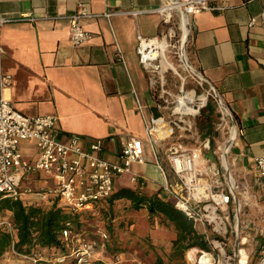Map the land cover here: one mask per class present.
Masks as SVG:
<instances>
[{
  "label": "crops",
  "instance_id": "crops-1",
  "mask_svg": "<svg viewBox=\"0 0 264 264\" xmlns=\"http://www.w3.org/2000/svg\"><path fill=\"white\" fill-rule=\"evenodd\" d=\"M163 3L164 0H0V16L28 17L0 27L2 68L13 78L10 87L0 86V98L10 100L17 110L29 116L57 117L60 139L77 134L86 146L92 140L103 139V155L114 162L119 161L127 138H140L148 165L133 163L132 169L137 173L149 170L151 163H156L148 140V121L152 116L167 117L168 113L158 106V91L140 63L137 45L140 35L152 37L164 31L166 25L155 10ZM209 3L225 8L203 10L192 16L188 55L244 131L228 157L237 189L230 201H237L242 207V201L247 200V204L250 198L251 205H259L264 200V187L255 159L264 156V22L249 25V21L264 11V0ZM80 4L86 5L91 13L81 23L92 38L82 46H75L64 16ZM167 78L170 89L177 92L179 78L172 72ZM218 121V110L210 103L194 118L198 133L195 145L209 140L210 148L203 149L202 154L212 165L221 167L218 149L223 135L216 130ZM21 150L30 161L38 153L33 142H22ZM160 157L168 180L176 182L162 152ZM123 176L116 179V187L123 185ZM142 176L146 179L143 192H165V181L162 184ZM48 180L38 173L34 188L48 186ZM241 188L245 189L243 199L237 195ZM229 210L231 214L230 202ZM259 210L260 207L254 208L252 218L259 216ZM254 218L249 223L255 224ZM256 230L257 237H261L255 247L246 249L254 260L264 243V228L259 226ZM232 233L227 235L228 239ZM245 240L247 235L243 237Z\"/></svg>",
  "mask_w": 264,
  "mask_h": 264
},
{
  "label": "built area",
  "instance_id": "built-area-1",
  "mask_svg": "<svg viewBox=\"0 0 264 264\" xmlns=\"http://www.w3.org/2000/svg\"><path fill=\"white\" fill-rule=\"evenodd\" d=\"M209 1L164 0L163 5L155 9L166 25L164 31L152 37L140 35L137 53L141 65L150 75L151 85L158 91V106L168 113L167 117L152 116L147 124L154 162L165 177L163 189L177 208L193 218L196 225L205 227L204 233L212 243L207 227L221 239L227 238L231 232L238 234L231 223L229 210L230 198L237 190L229 183L225 161L244 131L232 118L230 109L214 86L189 59L188 39L192 29V16L203 10L225 8L224 5H210ZM90 15L87 6L80 4L74 12L64 16L69 22L70 37L75 46H82L92 38V33L81 23L82 18ZM25 19L28 17L0 16V27L8 22ZM259 21L264 22V11L252 17L249 25ZM170 72L180 80L177 92L169 87L167 75ZM184 72L188 73L187 76ZM187 77L196 84L194 87L186 86ZM12 81V76L4 72L0 58V86L8 88ZM192 90L195 91V96L189 103L192 110L180 108V98ZM209 103H213L219 113L216 130L223 135L218 149L221 167L212 165L202 154L203 149L210 148L209 140L195 145L198 133L194 118L201 115ZM57 121V117L52 115H26L17 110L10 100L0 98V197L8 196L18 200L28 199L25 197L33 195L43 199L45 203H57L67 210L95 213L106 205L119 176L130 174V181L140 189L144 188L146 179L132 169L133 163H146L145 145L140 138H127L119 161L114 162L103 155V139L92 140L87 146L77 134H71L65 140L60 139ZM25 141L33 142L37 147L38 153L33 161L25 158L21 150V144ZM161 152L177 178L174 183L167 178ZM255 163L264 187V156L257 157ZM32 173H41L47 179H52V183L20 190L22 180ZM225 184L229 185L228 189ZM1 223L9 231L12 230L9 220ZM98 234L103 240L109 238V233L103 229H99ZM80 235L68 222L62 231V238L69 254L58 255L55 259L58 263H65L70 257H74L75 264H95L91 250L94 242H87L80 237L79 245L71 244ZM249 258L248 256L245 264H264V243L258 250L257 258L253 261Z\"/></svg>",
  "mask_w": 264,
  "mask_h": 264
},
{
  "label": "rangeland",
  "instance_id": "rangeland-1",
  "mask_svg": "<svg viewBox=\"0 0 264 264\" xmlns=\"http://www.w3.org/2000/svg\"><path fill=\"white\" fill-rule=\"evenodd\" d=\"M184 74L188 73L184 72ZM195 85L196 84L192 81V79H190V82L186 86L194 87ZM208 155L210 157L213 156L211 153H208ZM143 165H148V163L146 162ZM139 173L141 175H144L145 177L151 178L152 180H157L158 183L163 184V182L165 181L161 170L156 164L153 163H151V168L149 170L141 171ZM36 175H38V173H32L25 177L22 180L19 189H34L33 183L34 177ZM48 182H50L51 184L52 179H49ZM121 182V184L123 185L138 187L137 184L130 181V174H125ZM238 191L239 194L237 193V195L238 197H240V199L245 196V189L241 188ZM25 198L37 201V203L40 204H43L45 202L43 199H40L39 197H35L33 195L27 196ZM232 200L234 201V199ZM246 201H242V207L240 209H238L237 201H230L232 215L231 223L234 227V230H237L238 236H236L235 233H232L233 236L230 239H221L216 237L210 227L206 228L211 237L213 236L212 245L215 249L213 252H209L213 259L211 264H222L224 262H227L228 264H236L237 255L239 263L241 257L239 250L242 248L247 249V247L256 246L257 238L261 237L260 235L257 237L258 234L256 227L259 228L260 226L264 228V200L261 199L260 201L259 199V205L258 203H256L255 205H251L250 198L247 204L245 203ZM256 207H260L259 216L255 218L253 217L255 219V224L249 223L250 219H253L252 215L255 214L254 208ZM114 208V210L117 211L116 215H113V212L109 211L107 207L104 211H97L95 213L88 214V216H86L83 220V227L78 230L81 235L79 236V238H74L73 243H71L75 246L79 245L80 237L87 242H94L91 250L93 254L92 259L95 264H153L154 249L149 247V242H153L156 247L155 249H157V251H159L160 253H167L171 250V240L173 239V237H175V232L169 224L161 219V217L156 216L154 219V223H152L150 222L147 209H132L130 202L127 200L118 202L117 204H115ZM235 209H238V211L236 212V217L233 216L235 213ZM237 220H239V229L237 228ZM110 224H112L111 227L113 228V237L118 238L119 242L121 243L122 250L119 252L113 253L110 251V249H108V243L111 237H109L107 240H103L98 234L99 229H103L110 233ZM197 227H200V231H203L205 229V227L199 224L197 225ZM246 235L248 236V240H245L243 242V237ZM48 252L49 251L47 249L37 250L36 255L28 257L18 254L14 250H11L10 252L6 253L4 257L6 259V262L4 263L36 264L41 261H47L49 258ZM188 252L185 256L186 264H200V258L203 255L204 250L193 248ZM190 252H192V255H190ZM249 260L253 261L254 259L249 258Z\"/></svg>",
  "mask_w": 264,
  "mask_h": 264
},
{
  "label": "trees",
  "instance_id": "trees-1",
  "mask_svg": "<svg viewBox=\"0 0 264 264\" xmlns=\"http://www.w3.org/2000/svg\"><path fill=\"white\" fill-rule=\"evenodd\" d=\"M209 118L210 116L207 120ZM160 192L147 194L139 187L115 186L106 205L99 208L98 212L106 210L107 207L113 215H116L115 204L127 200L132 209H147L150 222L154 223L155 217L158 216L169 224L175 232L169 252L160 253L155 249L153 242L148 244L154 249L153 264H186V253L193 248L213 252L215 249L212 243L207 239L206 234L199 230L194 219L177 208L167 194L163 195L165 192L163 194ZM91 213V211L67 210L57 203L45 205L31 202L29 199L14 200L8 196H1L0 222L9 220L13 228L9 231L4 223L0 224V264H5L2 260L11 250L32 257L36 255L37 250L44 249L49 251L48 260L41 261L44 264H75L74 257H70L65 263H58L55 260L60 254H69L62 238V231L68 222L72 224L74 230H80L84 225V218ZM109 226L111 239L108 249L113 253L119 252L122 250L121 243L112 235V224Z\"/></svg>",
  "mask_w": 264,
  "mask_h": 264
},
{
  "label": "bare ground",
  "instance_id": "bare-ground-1",
  "mask_svg": "<svg viewBox=\"0 0 264 264\" xmlns=\"http://www.w3.org/2000/svg\"><path fill=\"white\" fill-rule=\"evenodd\" d=\"M194 96H195V91L194 90L189 91L185 97H181L180 98L181 101H180V103H178V106L180 108L185 109V110H192V106H190L189 103L193 100ZM228 162H229V160L227 159L225 161V166L228 169V179H229V183L232 186V188H234V187H236L235 179L232 176L233 173H232V171L230 169V165H229ZM239 208H241V203H238V209ZM237 222H238L237 223V228H238L239 220H237ZM239 253L241 254V257H240V260H239V263L238 264H245L246 263V260L248 258V252H247V250L244 249V248H242V249L239 250ZM190 255H192V252H190ZM212 261H213V259L211 257V254L209 252L204 251L203 252V255L200 258V264H211ZM36 264H44V263L39 262V263H36ZM222 264H228V263L227 262H224Z\"/></svg>",
  "mask_w": 264,
  "mask_h": 264
},
{
  "label": "water",
  "instance_id": "water-1",
  "mask_svg": "<svg viewBox=\"0 0 264 264\" xmlns=\"http://www.w3.org/2000/svg\"><path fill=\"white\" fill-rule=\"evenodd\" d=\"M236 264H238V255H237V257H236Z\"/></svg>",
  "mask_w": 264,
  "mask_h": 264
}]
</instances>
